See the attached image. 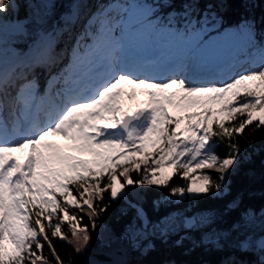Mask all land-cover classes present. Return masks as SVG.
Wrapping results in <instances>:
<instances>
[{
  "label": "snow or ice",
  "instance_id": "1",
  "mask_svg": "<svg viewBox=\"0 0 264 264\" xmlns=\"http://www.w3.org/2000/svg\"><path fill=\"white\" fill-rule=\"evenodd\" d=\"M9 3L0 0V12ZM194 10V3L184 7L185 14ZM148 12L143 11V19H148ZM102 15L104 20L96 18L100 30L107 26V12ZM15 27L19 29L20 22ZM236 36L256 47L260 63L253 61L251 69L233 73L221 86L211 79L197 83L175 71L148 73L142 66L121 61L117 50L107 55H101L99 48L82 52L77 39L71 51L72 70L50 76L44 95L35 75L17 74L22 82L5 115L6 86L12 76L0 70V264H51L43 255L45 244L55 264H64L48 230L51 238L66 241L65 223L79 245L75 250H85L91 238L88 225L70 208L86 214L95 230L96 217L110 207L106 204L97 211L95 201H102L105 192H110L111 200L126 199L127 186L146 182L164 187L183 170L182 178L191 182L186 188H171V193L206 194L213 187L212 177L189 174L217 164L221 182L214 187L217 194L222 192L230 174L226 170L238 165L240 149L229 143L226 157L220 159L212 138H231L253 123L264 126V45L257 44L251 20L223 39ZM42 64L43 56L38 55L24 67ZM61 80L65 87L53 95ZM238 116L244 117L239 126L229 127L227 122ZM133 171L141 178L134 180ZM142 211L137 208L138 219L143 218Z\"/></svg>",
  "mask_w": 264,
  "mask_h": 264
},
{
  "label": "trees",
  "instance_id": "2",
  "mask_svg": "<svg viewBox=\"0 0 264 264\" xmlns=\"http://www.w3.org/2000/svg\"><path fill=\"white\" fill-rule=\"evenodd\" d=\"M109 1L111 0H17V15L21 19L22 28L17 32L0 28V46L25 52L38 35L53 29L57 53L50 58L47 66L35 68H39L41 74L46 68L48 73L55 72L54 70L62 72L68 61L66 57L71 58L77 39L82 50L91 41L87 34L91 32L96 36L99 20L105 18L100 10ZM115 1L123 6L131 2ZM150 1L155 7L153 14L158 22L165 27H174L183 36L187 21L201 15L208 20H220V26L251 20L255 23V32L264 29V0ZM188 3H194L195 10L185 14L184 7ZM122 10L109 9L107 23L115 27L117 22L113 23L112 20L123 12L125 15ZM70 11H74L77 18L67 21L66 27L59 32L62 15L65 16ZM0 13L5 18L12 16L9 5L6 11ZM90 15L93 21L85 24L84 19ZM97 17L99 20H96ZM29 70L24 66L16 68V72L11 73L12 79L6 89L13 91L15 84L22 82L17 74L25 75ZM38 77L41 78L42 75ZM243 119V116H238L236 121L227 122L228 126L238 127ZM212 142L216 153L221 157H226L229 143L237 144L240 149L238 165L227 170L230 174L227 188L223 192L214 193L213 185L206 194L183 197L173 195L171 188H186L189 183V179L182 178L183 170L176 173L164 187L146 182L143 185L127 186L126 199L111 200L110 192H105L102 201H95L97 211L106 204L110 207L96 217L98 226L95 230L91 228L86 214L70 208V212L82 215L83 224L88 225L91 237L88 246H97L114 240L121 233H127L134 246V254L127 264H264V126L257 128L253 123L246 126L241 134H234L231 138L213 137ZM210 176L215 180L216 176ZM131 177L134 180L141 178L134 171ZM103 183L107 184V181ZM70 188L75 193V186L70 185ZM75 194L78 196V193ZM60 199L63 203L62 197ZM137 208L143 210L147 219L144 226L142 219L137 218ZM60 215L62 217L63 213ZM189 215L195 216L190 230L177 241L167 244L165 239L183 229L184 217ZM56 222L58 221L53 220V223ZM44 223L47 224L48 221L44 220ZM62 231L68 234L66 241L59 237L51 238V229L48 230L60 259L64 264H86L83 259L84 250H75L79 245H76L71 236L67 223L62 226ZM43 255L49 257L51 264H55L47 244Z\"/></svg>",
  "mask_w": 264,
  "mask_h": 264
},
{
  "label": "rangeland",
  "instance_id": "3",
  "mask_svg": "<svg viewBox=\"0 0 264 264\" xmlns=\"http://www.w3.org/2000/svg\"><path fill=\"white\" fill-rule=\"evenodd\" d=\"M151 3L152 1L150 0H132L129 4H127L126 7H122V9H126L127 14L123 18H118L120 24L118 25V29L116 30V32H112L110 28L100 30L99 35H101L102 31H104L108 37L111 35V33L116 35L108 42H106L105 45L108 47L110 42L113 40L115 42L122 41V45L128 44L130 43L129 41H132L134 45L137 46V48H139L148 45L150 41H155L158 43V46H160L162 49V58L158 60L161 62L160 64L157 65L158 69L162 67H166L168 65L169 63V61L167 60L168 53H171L172 55H176V56H180V54H182L184 56V59L187 61V65L180 66L181 75H186V71H188L191 67L193 71L201 69L204 64V59L200 55L194 53L187 54V50H192V47H186V45L187 44L192 45L198 40H203L204 38H211V37L213 38V36L218 38H223L225 33L222 32L221 29L222 27H219L221 21L218 19L208 20L204 17L203 23L199 27H197L196 26L197 21L195 22L196 24H194L195 18H192L189 21L191 22V24H194V28H189L187 36L184 37L183 39H176L174 37V32L171 28L163 27L161 24L157 23V19H155V16L153 15L154 7ZM119 6L120 4L117 1H110L106 4L103 10H107L110 8H118ZM145 9L149 10L147 20L143 19V15H142ZM243 21H237L236 23L225 25V27L228 29V32L226 33L235 32L237 30V26L240 25ZM17 22L19 21L17 20ZM5 25L8 26L7 23L3 22L4 27ZM15 29L17 30L16 27ZM196 29H203V31H201L198 36H193L192 33ZM255 34H257L259 38L258 40H256L258 42V45H264V33L255 32ZM99 39L100 38H98L96 42L90 44L89 48L91 49V48L100 47L101 44L95 47L98 44ZM255 39H257L256 35H255ZM231 40L235 43H238L239 47H244L250 50V52L247 55L248 58L252 59V61L254 59H255L254 61H257L259 57L258 52L254 53L253 47H249L246 45L243 36H236ZM141 99H143V97H141ZM211 145L214 149V144L212 142ZM219 157L220 159L225 158L221 156ZM198 173H205L208 175L216 176L215 180H212L213 185L221 182L219 179L221 172L219 171L218 164L214 165L212 168L196 169L194 172L190 173L189 175L191 177H196ZM190 182L191 181L189 180V183ZM214 193H217L215 187H214ZM185 195L192 196L194 194L185 193L184 196ZM62 199L64 201L63 197ZM142 216H143L142 226H144L146 224L147 219L143 214V212H142ZM190 220L191 219H189V221ZM131 246L132 248H134L132 242H131Z\"/></svg>",
  "mask_w": 264,
  "mask_h": 264
},
{
  "label": "bare ground",
  "instance_id": "4",
  "mask_svg": "<svg viewBox=\"0 0 264 264\" xmlns=\"http://www.w3.org/2000/svg\"><path fill=\"white\" fill-rule=\"evenodd\" d=\"M220 27H222L223 33L228 32L225 25ZM231 39L226 41L223 38L213 36V38H204L192 45H186V47H192V50H187V54L194 53L204 59V64L200 69L202 72L197 83L207 82L211 79L216 86H221L220 82L222 80L227 81L233 73L248 70L254 66L253 61L255 59L252 61L247 56L250 50L239 47V44L233 42ZM212 42H215L214 46L208 47ZM253 50L254 53L257 52L256 47H253ZM171 58L177 65L186 63L182 54L180 56H171ZM259 63L258 57L255 64L258 65ZM211 74H215L214 77ZM127 252L128 250L125 248L124 243L113 241L107 245L87 249L84 258L89 264H120ZM89 253H92V257H88Z\"/></svg>",
  "mask_w": 264,
  "mask_h": 264
},
{
  "label": "water",
  "instance_id": "5",
  "mask_svg": "<svg viewBox=\"0 0 264 264\" xmlns=\"http://www.w3.org/2000/svg\"><path fill=\"white\" fill-rule=\"evenodd\" d=\"M189 219H191L189 221ZM195 222V216L194 215H189V216H185L184 217V228L181 229L180 231L170 235L168 238L165 239V242L167 244H171L175 241H177L182 235L186 234L191 226L193 225V223ZM113 241H119L121 243H124V246L125 248L128 250L126 256L122 259V262L120 264H127V262L132 258L133 254H134V251L133 249L131 248V244H130V240H129V236L127 233H121L120 235H118L114 240H111L109 242H106V243H103V244H99L97 246H103V245H107V244H110L111 242ZM96 245L95 246H92V247H97ZM91 246H88L84 252H83V259L84 258V254H85V251L89 248H92ZM92 257V253L88 255V257ZM85 262L86 264H89L86 259H85Z\"/></svg>",
  "mask_w": 264,
  "mask_h": 264
}]
</instances>
